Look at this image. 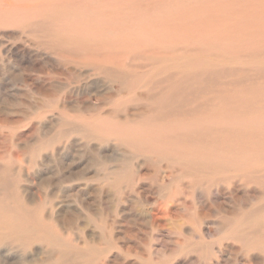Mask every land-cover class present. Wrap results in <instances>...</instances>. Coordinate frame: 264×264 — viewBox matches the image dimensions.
<instances>
[{"label":"rangeland","instance_id":"rangeland-1","mask_svg":"<svg viewBox=\"0 0 264 264\" xmlns=\"http://www.w3.org/2000/svg\"><path fill=\"white\" fill-rule=\"evenodd\" d=\"M248 16L264 0H0V264H264Z\"/></svg>","mask_w":264,"mask_h":264},{"label":"bare ground","instance_id":"bare-ground-1","mask_svg":"<svg viewBox=\"0 0 264 264\" xmlns=\"http://www.w3.org/2000/svg\"><path fill=\"white\" fill-rule=\"evenodd\" d=\"M7 3V0H1V4ZM231 3V2H230ZM9 4V3H8ZM13 5V8L17 5V3H10L9 5ZM11 5V6H12ZM221 6H223L224 4H220ZM220 7V6H219ZM217 7L216 10L219 8ZM230 8V7H229ZM12 9V8H11ZM215 13H219V12H215ZM244 21L249 22V24H254L256 26H263L264 27V22L260 21L258 18H250V16H248L247 18L244 19ZM215 102V101H214Z\"/></svg>","mask_w":264,"mask_h":264}]
</instances>
